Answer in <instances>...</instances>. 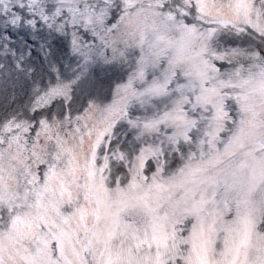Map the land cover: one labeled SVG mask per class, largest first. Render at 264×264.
Wrapping results in <instances>:
<instances>
[{
  "label": "snow or ice",
  "instance_id": "1",
  "mask_svg": "<svg viewBox=\"0 0 264 264\" xmlns=\"http://www.w3.org/2000/svg\"><path fill=\"white\" fill-rule=\"evenodd\" d=\"M0 264H264V0H0Z\"/></svg>",
  "mask_w": 264,
  "mask_h": 264
}]
</instances>
